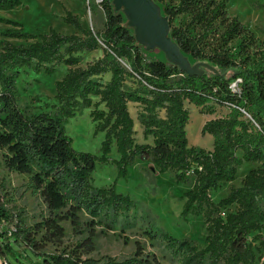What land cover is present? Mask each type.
I'll return each mask as SVG.
<instances>
[{
    "label": "trees",
    "instance_id": "16d2710c",
    "mask_svg": "<svg viewBox=\"0 0 264 264\" xmlns=\"http://www.w3.org/2000/svg\"><path fill=\"white\" fill-rule=\"evenodd\" d=\"M153 1L162 6L170 37L183 55L204 65L201 75L147 58L110 0H103L101 30L84 28L69 11L63 22L75 30L70 36L54 29L27 33L20 23L4 21L10 26L0 30V37L6 39L0 52L4 166L29 176L30 189L43 201L49 218L38 232L47 226L61 231L60 224L69 221L76 230L86 226L96 236L97 227L110 232L136 224L139 204L118 193L116 185L127 180L137 161L151 162L152 171L172 174L178 185H190L194 179L183 195L181 218H203L206 231L204 247L154 229L147 232L152 241H160L179 264H256L264 249V49L257 48L256 37L238 18L228 15V0ZM21 6L19 0H0V12ZM237 40L240 46L234 54L232 45ZM98 50L103 57L82 68L84 56ZM61 67L68 71L55 85L56 104L22 97L18 88L22 72L52 76ZM238 80L242 82L235 93L231 86ZM186 104L206 115H214L217 109L227 111L203 127V136L214 139L211 151L189 145ZM132 105L140 131L130 112ZM91 108L95 134H105L101 156L77 152L67 135L69 120ZM114 151L117 158H112ZM246 163L258 167L250 170L240 188L215 203L212 195L235 182ZM98 164L116 168L112 186L94 185ZM4 188L0 179V257L9 252L18 259L16 246L24 245L42 257V264H161L141 247L122 261L82 259L66 252L44 255L42 243L25 228L22 216L10 209ZM10 258L4 264H11Z\"/></svg>",
    "mask_w": 264,
    "mask_h": 264
},
{
    "label": "rangeland",
    "instance_id": "374dc122",
    "mask_svg": "<svg viewBox=\"0 0 264 264\" xmlns=\"http://www.w3.org/2000/svg\"><path fill=\"white\" fill-rule=\"evenodd\" d=\"M19 1L22 3L21 7L10 12H0V30L10 27L4 21H13L23 25L27 33L35 34L38 31L48 32L50 29H54L62 35H74L76 33L74 28L63 22L66 11L77 15L86 29L101 30L105 22L104 11L100 9L95 0ZM114 1L110 0L115 7ZM155 4L159 7L161 16L164 17L162 6L158 3ZM119 12L123 14L129 24L130 20L124 9ZM228 15L238 18L246 29L256 37L257 48L264 49V0H228ZM131 29L135 33V28ZM4 41L6 39L0 37V52ZM9 41L14 44L21 43L15 40ZM141 46L147 58L169 62L163 48L148 50L146 45ZM239 46V40L232 45L234 54L238 53ZM97 57L96 51L86 54L81 67L86 68L87 64L97 60ZM186 59L190 68L196 66V63L190 58L186 57ZM125 66L129 68L127 64ZM67 71V67H61L56 74L47 76L43 72L38 74L26 70L22 72L18 80L19 91L24 99L39 97L42 104L54 105L56 104L55 85L65 77ZM94 101L97 103L98 99H94ZM186 107L190 112V122L186 128L189 145L211 151L214 139L209 135L203 136V127L206 121L225 116L227 111L217 109L214 115H206L200 108L188 104ZM93 110L94 108L87 109L77 117L70 119L67 124V135L71 138L72 146L77 152L101 156L100 149L105 134H95L94 124L90 118V113ZM130 112L135 117V106H131ZM136 130H140L138 122H136ZM141 137L140 134L138 137L140 142H142ZM117 157L114 151L112 158ZM151 167V162L137 161L130 168L127 180L118 181L116 185L118 193L130 196L140 206L138 221L134 226L125 230L118 226L110 232L97 227L96 236H92L86 230V226L76 230L69 221H64L60 224L61 231L47 226L38 232L36 229L44 225L49 218L46 207L41 198L30 189L29 176L18 175L5 168L0 151V179L4 181L5 185L2 193L15 216H22L25 220V228L32 230L37 241L42 243L44 255L66 252L78 255L82 259L100 260L111 257L122 261L133 257L138 247H141L145 254L155 255L161 264H179L164 245L158 240L152 241L147 232L154 229L168 233L180 240L197 241L200 247L205 246L206 231L203 218H190L188 221L181 218L184 205L183 195L192 188L194 179H191L190 185H178L172 174H159L156 168L152 171ZM257 167L258 165L246 163L239 169L235 182L226 185L221 191L212 195L213 201L219 203L229 195L233 188H240L245 176L250 170ZM116 178L115 167L98 164L93 176V183L96 187L107 188L115 183ZM82 218L87 221L86 216H82ZM16 250L18 259L6 252L0 257V264L9 262L10 257L11 264H42L43 262L41 256L24 245H17Z\"/></svg>",
    "mask_w": 264,
    "mask_h": 264
},
{
    "label": "water",
    "instance_id": "95a60500",
    "mask_svg": "<svg viewBox=\"0 0 264 264\" xmlns=\"http://www.w3.org/2000/svg\"><path fill=\"white\" fill-rule=\"evenodd\" d=\"M116 11L124 9L129 17V25L135 28L138 43L146 45L148 50L163 48L169 63L180 67L187 74L201 75L202 64L189 66L186 57L170 37V24L161 16L159 7L153 0H115Z\"/></svg>",
    "mask_w": 264,
    "mask_h": 264
},
{
    "label": "built area",
    "instance_id": "2783aa9c",
    "mask_svg": "<svg viewBox=\"0 0 264 264\" xmlns=\"http://www.w3.org/2000/svg\"><path fill=\"white\" fill-rule=\"evenodd\" d=\"M95 1H96V4L100 7V9H102L103 0H95ZM241 82H242L241 80H238L232 84L231 89L233 92H235V93L239 92ZM255 126H257V125L255 124ZM261 235H262V240L264 242V230L261 233ZM250 240H252V238ZM256 246H260V243L257 242ZM263 262H264V249H263L262 253H260V255L257 256V263L256 264H263Z\"/></svg>",
    "mask_w": 264,
    "mask_h": 264
},
{
    "label": "crops",
    "instance_id": "0c3cea01",
    "mask_svg": "<svg viewBox=\"0 0 264 264\" xmlns=\"http://www.w3.org/2000/svg\"><path fill=\"white\" fill-rule=\"evenodd\" d=\"M95 53V52H94ZM96 54H98V57H97V60L98 59H100V58H102L103 57V52H102V50H98V51H96ZM102 54V55H101ZM100 56V57H99ZM132 114V113H131ZM132 117H133V115H132ZM134 118V120H135V123L137 122V115H136V113H135V117H133ZM136 118V119H135ZM209 121V120H208ZM207 122V121H206ZM205 122V123H206ZM140 131V130H139Z\"/></svg>",
    "mask_w": 264,
    "mask_h": 264
}]
</instances>
